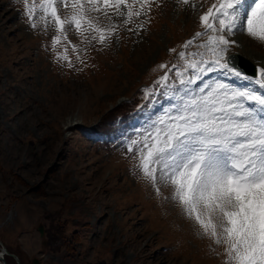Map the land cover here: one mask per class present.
Instances as JSON below:
<instances>
[{
  "label": "rangeland",
  "instance_id": "374dc122",
  "mask_svg": "<svg viewBox=\"0 0 264 264\" xmlns=\"http://www.w3.org/2000/svg\"><path fill=\"white\" fill-rule=\"evenodd\" d=\"M65 3L56 5L62 20L70 18L75 0ZM80 3L91 25L82 21L77 29L65 22L61 33L59 25L37 20L39 7L30 21L23 3L0 0V249L18 255L21 264H226L227 246L202 235L166 200L170 189L161 186L157 194L137 173L135 146L128 150L177 103L169 97L136 111L159 91L156 82L167 76V89L179 96L180 80L195 75L186 62L210 63L220 55L209 43L218 33L196 36L205 32L201 16L210 8L216 12L219 0H128L133 16L127 23L115 0ZM159 10L161 18L147 26L149 13ZM97 28L104 30L103 43ZM235 32L226 36L236 43L221 63L239 51L251 61L247 54L262 58L264 68V43L243 28ZM192 34L185 58L178 56L179 66L166 74V64L176 60L170 48L177 50ZM65 53L68 60L61 58ZM211 66L214 71L199 73L202 79L187 87L198 91L220 80L216 72L223 70ZM227 76L264 92L254 82ZM122 115L134 121L119 135L88 132L94 126L118 132ZM7 261L18 264L13 257Z\"/></svg>",
  "mask_w": 264,
  "mask_h": 264
},
{
  "label": "snow or ice",
  "instance_id": "6c2138e0",
  "mask_svg": "<svg viewBox=\"0 0 264 264\" xmlns=\"http://www.w3.org/2000/svg\"><path fill=\"white\" fill-rule=\"evenodd\" d=\"M18 2L25 5V15L30 21L39 7L41 14L37 20L45 26L59 25L61 33L65 22L78 29L85 21L80 0L71 3L73 12L65 20L56 10L57 4L67 6L65 0H40L39 5L32 0L30 6L29 0ZM122 2L117 3V14L126 15L127 23L133 12L131 6L124 12L119 11ZM182 2L188 4L189 0ZM247 5L248 0H219L218 7L213 5L216 12L210 8L207 15L201 16L205 32L196 36L208 35L209 31L218 33L209 37V43L216 46L211 49L213 54L220 55L210 63L186 62V68L193 69L195 75L180 80L182 92L178 98L172 97L177 103L166 116L153 121L139 141H131L128 149L132 151L135 146L133 158L137 161V173L157 194L161 186L170 189V194L164 198L198 224L202 235L217 245L227 246L226 264H264V92L231 87L221 80L205 84L198 91L187 85H191L193 79H202L199 73L214 71L211 66L214 64L225 76L254 82L264 89V68L258 67V76L253 78L235 70L229 62L221 63L228 46L236 43L226 36L239 30L241 24L247 35L264 43V0H256L245 11ZM91 10L98 9L93 6ZM104 15L111 19L107 13ZM85 22L91 25V21ZM31 27L36 28L37 24L32 22ZM95 31L101 33L99 41L103 43L104 30ZM112 31L109 26L108 34ZM90 39L96 40L97 36L93 34ZM191 44L189 41L185 47ZM178 56L183 60L185 53L180 52ZM61 58L68 60L66 53ZM200 64L205 67H199ZM180 67L185 68V65ZM176 75L183 74L177 71ZM167 79L162 76L156 83L159 85Z\"/></svg>",
  "mask_w": 264,
  "mask_h": 264
},
{
  "label": "water",
  "instance_id": "95a60500",
  "mask_svg": "<svg viewBox=\"0 0 264 264\" xmlns=\"http://www.w3.org/2000/svg\"><path fill=\"white\" fill-rule=\"evenodd\" d=\"M42 232V230H41ZM6 253V251L3 249L2 252H0V262L1 264H7L6 261L3 258V254ZM14 258H16L18 260V257L16 255H12Z\"/></svg>",
  "mask_w": 264,
  "mask_h": 264
},
{
  "label": "bare ground",
  "instance_id": "6f19581e",
  "mask_svg": "<svg viewBox=\"0 0 264 264\" xmlns=\"http://www.w3.org/2000/svg\"><path fill=\"white\" fill-rule=\"evenodd\" d=\"M249 2H250V1L248 0V4H249ZM247 10H248V8L246 9V11H247ZM240 28H241V27H240ZM239 30H240V29H239ZM247 56L250 57V58L252 59V62H253V63H254V62L257 63V64H261L260 62L263 63V59H262V58H261L260 60H255V58H254L253 56H250V55H248V54H247ZM246 58H247V57H246ZM248 59H249V58H248ZM249 60H250V59H249Z\"/></svg>",
  "mask_w": 264,
  "mask_h": 264
}]
</instances>
